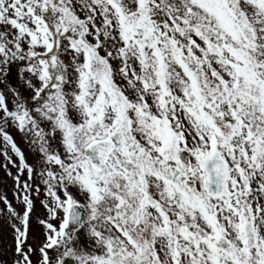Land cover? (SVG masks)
<instances>
[{
    "label": "snow or ice",
    "instance_id": "obj_1",
    "mask_svg": "<svg viewBox=\"0 0 264 264\" xmlns=\"http://www.w3.org/2000/svg\"><path fill=\"white\" fill-rule=\"evenodd\" d=\"M15 62L12 264H264V0H0Z\"/></svg>",
    "mask_w": 264,
    "mask_h": 264
},
{
    "label": "rangeland",
    "instance_id": "obj_2",
    "mask_svg": "<svg viewBox=\"0 0 264 264\" xmlns=\"http://www.w3.org/2000/svg\"><path fill=\"white\" fill-rule=\"evenodd\" d=\"M24 67L23 62H15L11 64L8 68V75L5 77L3 73H0V80L3 83H0V89L6 90V85L12 88H15L17 91L22 93L25 97H30L31 93L26 90L25 79L28 77V73L22 72ZM9 133L13 136L18 147L24 152L25 157L29 163L35 164L37 162V154L32 146L28 142V138L21 132H19L16 127L13 125L8 128ZM3 141H0V146H2ZM9 155L12 156L13 160L19 163L18 158L9 150ZM6 163L5 158L0 155V196H6L7 199L20 210V203L16 196V187L13 177L17 174V168L8 165V168L5 169L3 165ZM11 172L12 175H8V172ZM22 180L27 179V173L21 177ZM39 183V181H36ZM80 198V197H78ZM44 199L43 195V185L41 184V194L39 197H35V213L32 217L31 222V234L32 240L30 241L34 245L38 243L43 238V227L39 225L38 221L40 219L46 218V210L41 205L40 201ZM82 199V198H81ZM4 208L3 202H0V209ZM13 252V235L11 222L6 213L0 212V264H12L14 260ZM39 254L33 257V260H37Z\"/></svg>",
    "mask_w": 264,
    "mask_h": 264
}]
</instances>
